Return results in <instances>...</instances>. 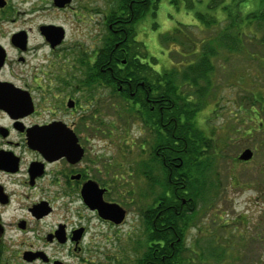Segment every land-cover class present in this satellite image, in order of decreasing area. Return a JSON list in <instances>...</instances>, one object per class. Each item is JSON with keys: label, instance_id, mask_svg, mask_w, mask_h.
Returning <instances> with one entry per match:
<instances>
[{"label": "flooded vegetation", "instance_id": "obj_1", "mask_svg": "<svg viewBox=\"0 0 264 264\" xmlns=\"http://www.w3.org/2000/svg\"><path fill=\"white\" fill-rule=\"evenodd\" d=\"M22 1L38 5L32 0ZM137 2L132 0L127 14L120 0H62L58 4L53 0L54 10L66 15V22L58 25L63 37L53 46L45 26L56 24L42 22L25 27L21 18L26 13H14L10 0H0V264L62 263V248L72 249L75 255L88 250L85 244L97 235L92 233L89 238L92 221L119 228L127 219L128 209L113 198L115 194L125 195L119 182L124 179L120 178L124 165L116 159L125 158V153L118 152L110 161L105 155L111 141L99 147L105 136L120 143L126 113L123 108L117 109L118 123L110 124V87L99 78L94 83L93 68L98 53L95 50L107 42L110 34L125 33V26L131 22L128 18H136L133 5ZM42 10L36 6L30 12ZM18 20L22 26L1 27L4 22L13 24ZM88 36L98 38L96 49L77 44V38ZM71 38L76 40L69 45ZM120 62V68L127 63L126 59ZM100 70L105 74V68ZM130 81L121 78L117 83L122 93L119 98L128 108L135 107L128 121L135 120L138 126L140 137L135 144L141 151L137 157L151 161L157 137L151 124L157 118L156 112L162 130L169 131L173 127L171 114L178 108L171 96H136L140 88L147 92L152 88L145 82L134 88ZM148 108L154 112L153 117L146 115ZM174 151L180 154L173 149L155 151V158L169 161L171 173L173 163H177L176 169L183 164L180 157H173ZM83 191L123 208V223L104 219L98 209L85 203Z\"/></svg>", "mask_w": 264, "mask_h": 264}, {"label": "rangeland", "instance_id": "obj_2", "mask_svg": "<svg viewBox=\"0 0 264 264\" xmlns=\"http://www.w3.org/2000/svg\"><path fill=\"white\" fill-rule=\"evenodd\" d=\"M10 1L14 13L19 10L26 13L21 18L25 27H35L42 22L58 27L66 22V15H59L54 10L53 0H32L38 5L21 0ZM241 1L243 3L237 6V0H162L158 14L155 17L149 14L136 28L137 39L141 42L137 49L141 54L138 57L150 56L152 59L146 63L155 71L176 74L180 80L187 74L194 83L196 76L191 67L200 63L209 49L222 51L219 50L218 57L211 55L216 72L213 77L215 87L208 99L210 105L201 107L193 120L195 127L202 130L220 150L217 153L215 149L209 150L211 157L219 159L217 165L203 173L208 190L203 197L212 205L198 202L197 222L186 234L185 246L189 250L186 254L192 259V264H264V110H260L262 105L264 109V29L260 24H251L252 9L249 5H252V0ZM36 6L44 10L31 14L30 10ZM240 12L241 15L238 14ZM237 14L242 21L236 28L230 26L228 34L236 35L243 44L230 52L228 45L231 46L232 42L228 34L224 39L221 36L230 23L229 16ZM26 20L29 23H25ZM21 23L20 20L13 24L4 22L1 27L17 28L22 26ZM96 24L94 19V28ZM66 26L70 28L69 23ZM93 34L96 35L95 32ZM75 40L71 38L69 45ZM97 40L88 36L79 37L76 42L93 50L97 48ZM237 79L240 80L237 81L239 85L243 80L244 83L258 82V86L250 87V92L254 89L258 95L249 93L247 85L234 86ZM187 83H184L182 91L188 96L182 97L193 98L196 105L206 96H200L197 83ZM116 96L119 95L109 91L110 124L118 123L117 109L126 111L128 108L125 101ZM252 97L257 99L255 106ZM230 99H236V103L229 104ZM210 108L215 111L210 112ZM124 125L125 133L120 131V143L105 136L101 138L99 147L104 148L111 141L110 151L105 155L109 160L118 152L125 153V158L116 157L124 165L120 175L124 179L119 182L125 195L115 194L113 198L126 206L128 217L119 228L92 221L89 238L92 233L97 235L85 244L88 250L75 255L72 249L62 248L64 264H138L147 249L145 216L151 212L155 196L161 190L157 186L151 189L149 178L145 176L148 167L141 166L142 161L148 160L137 157L141 148L135 144L139 141L137 136L140 137L135 120L126 119ZM107 134L114 136L115 133L108 131ZM246 149L254 153L248 161L240 159ZM160 173L162 168L154 167V178ZM119 182L114 183L117 185Z\"/></svg>", "mask_w": 264, "mask_h": 264}, {"label": "trees", "instance_id": "obj_3", "mask_svg": "<svg viewBox=\"0 0 264 264\" xmlns=\"http://www.w3.org/2000/svg\"><path fill=\"white\" fill-rule=\"evenodd\" d=\"M161 1L138 0L137 3H134L133 11H135L136 18L134 17L133 20H131L132 18H128L131 22L126 23L125 33L122 36L110 34L107 42L97 50L98 53L94 62L93 77L95 84L97 83V78H99V81L108 84L110 93L112 92L114 95L118 94L122 96V93L118 92L117 83L121 78H124L126 80L130 79L134 88L140 82H145L147 86L152 88L151 92H147L146 88H140L136 96H147L150 93L151 96H171L175 98L173 102L178 109L171 114L173 127L169 131L162 130L160 114L156 112L157 118L154 117L155 120L151 124L157 136L153 146L154 158L151 161H142L141 165L142 168L148 167L145 176L149 178V186H151V189L157 186L161 192L155 196L150 210L151 212L148 214V210L145 213L148 214L145 216L148 245L138 264H192V259L186 254L189 252L185 246L186 234L189 228L197 222L200 211V209L196 208L198 202L201 201L203 204L205 202L207 204L209 203L203 197L208 191L204 181L206 178H204L203 173L205 170H209L210 167L215 166L219 159L218 157H211L209 150L215 149L216 153L220 150L218 145L215 146L212 140L202 130L195 127L193 120L200 112L201 107L206 108V106L209 107L210 105H208V99L212 89L215 87L213 77L215 75L214 72H216V65L212 62L211 55L218 57L221 50L219 49V51L215 48L209 49L203 55L201 62L191 67V71L196 76L193 81L197 85L190 80L191 76L187 74H184V79L180 80L173 73L153 72L151 69L153 67L146 63L148 59L151 60L152 58L150 56L144 59L138 57V55H141L137 51L141 42L140 39H137L134 25L137 26L149 14H153V17H155L158 14ZM131 2L132 0H122L127 14L131 12L128 7ZM236 3L239 6L243 1L237 0ZM252 5H249L252 9L250 11L252 26L253 23H256L260 24L261 29H264V0H252ZM238 14L241 15L242 12ZM238 14L229 16V19L227 18L230 23L225 27L226 29L223 31L221 38L224 39L227 37L226 35L228 34L230 26L236 28L237 25H240L242 19L239 18ZM256 33L255 31V35ZM228 37L232 42L231 46L228 45L230 52L233 48H241L243 43L240 38H237L236 35L229 34ZM223 42L221 43L222 46H224ZM117 43H121L119 48H115V44ZM125 59L127 61L126 65L120 68L118 64L121 63V60ZM104 64L108 65L103 67ZM149 67L151 68L149 69ZM100 68H105V74L101 72ZM252 74L253 77L257 78L254 72ZM188 81L197 86L198 93L201 97L206 96L197 103L198 105L193 104L192 100L190 101L182 97L188 96L184 90L182 91L184 83L186 85ZM237 81L240 82L237 79L233 82L234 86L240 87L247 85L249 87L246 90L249 93L253 96H256L255 94L258 95V93H254V89L252 90L253 92H250V87L258 86V82L255 84L249 82L244 83L245 80H243V84L239 85ZM125 96H129L128 92L125 93ZM262 96H264V93H262ZM256 100L252 97L253 106H255L256 103L254 102H257ZM235 103L236 99L229 102V104ZM262 106L259 109L263 111ZM260 110H258V114H260ZM125 112L126 118L129 119L134 116L135 107L126 108ZM153 113L149 108L146 109V115L153 117ZM168 118L169 115L167 116ZM169 149L179 150L180 154L174 151L173 157L178 156L183 160L180 169H176L175 164L177 163H173L171 167L173 169L172 173L167 167V162L169 166V161H165L164 158L159 156L155 158V151L167 152ZM154 167L162 168V173L156 178L153 175ZM209 205H212V202Z\"/></svg>", "mask_w": 264, "mask_h": 264}, {"label": "water", "instance_id": "obj_4", "mask_svg": "<svg viewBox=\"0 0 264 264\" xmlns=\"http://www.w3.org/2000/svg\"><path fill=\"white\" fill-rule=\"evenodd\" d=\"M60 1L62 0H55L56 4H58ZM45 31H46L47 39L51 41L53 46L60 43L63 37L62 28L53 25H47L45 26ZM253 155H254L253 151H251L250 149H246L240 156V159L244 161H248L253 158ZM83 196L86 204L90 206L92 209H98L101 216L104 219L113 221L116 224H121L124 221L126 211L123 208H121L119 205L104 203L100 199L88 195L86 191H83ZM78 233L80 237L81 231H79ZM59 264H64V263H59Z\"/></svg>", "mask_w": 264, "mask_h": 264}]
</instances>
